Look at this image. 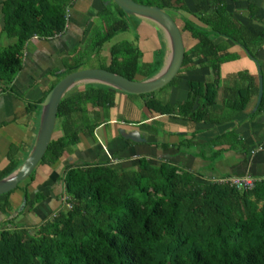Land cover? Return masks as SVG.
Segmentation results:
<instances>
[{"label": "trees", "instance_id": "trees-1", "mask_svg": "<svg viewBox=\"0 0 264 264\" xmlns=\"http://www.w3.org/2000/svg\"><path fill=\"white\" fill-rule=\"evenodd\" d=\"M132 1L167 11L181 37L188 33L196 40L184 50L180 72L183 68L194 69V61L204 59L199 65L210 68L216 76L210 82L188 81L186 98L179 103L161 101L156 91L137 95L143 98L147 110L177 115L192 123H218L239 113L255 90H236L237 99L225 101L229 111L225 115L215 116L208 109L215 103L221 64L235 59L219 57L222 49L209 36L232 41L251 60L255 54L246 43L248 32L234 20L223 1L210 2L209 13L198 19L202 27L187 20L185 15L190 11L184 0ZM72 4V0L0 3L3 33L14 38L13 44L0 47V82L8 84L18 74L22 50L30 38L51 39L65 31L66 9L71 10ZM101 6L83 42L67 57L66 70L59 71L50 89L65 75L81 68L105 69L138 81L152 78L162 68L161 49L150 63L144 64L138 48L128 41L112 44L108 63L104 64L101 48L126 31L128 19L135 17L126 15L112 2ZM249 9L253 12V5ZM177 80L179 76L158 91L174 86ZM115 92L105 85L81 84L60 99L52 139L37 166L13 190L0 194V213L5 215L0 224V264H264V179L255 181L250 189H237L203 182L197 174L167 161L153 164L139 157L128 167L110 164L109 159L70 163L58 178L69 207L58 208L37 226L28 228L15 223L21 211L11 209L13 191L23 192V205L42 201L44 196L39 191L31 200L33 188H29L37 168L50 167L68 155L80 141L81 133L96 140L94 128L107 121L115 105ZM39 101L25 100L27 108ZM261 105L262 98L257 109ZM152 129L156 131V127ZM191 141L179 143L188 146ZM197 154L204 159L202 150ZM216 154L213 152L209 159ZM6 158L0 178L20 165L12 146Z\"/></svg>", "mask_w": 264, "mask_h": 264}, {"label": "crops", "instance_id": "crops-1", "mask_svg": "<svg viewBox=\"0 0 264 264\" xmlns=\"http://www.w3.org/2000/svg\"><path fill=\"white\" fill-rule=\"evenodd\" d=\"M102 1L104 0H74L65 31L51 39L30 38L23 47L18 74L8 84L0 82V168L7 163L6 155L10 146L13 147V156L20 164L27 155L38 132L40 106L38 103L27 108L25 100H42L57 79L59 71L66 70L64 64L67 57L83 42L102 8ZM211 1L213 0H184L190 11V15H185L187 20L202 27L198 19L200 15L209 13ZM222 1L234 20L248 32L246 43L249 48L254 49L255 54L251 60L232 41L209 36L212 43L222 49L219 57L234 56L235 59L221 64L215 103L208 109L215 116L227 114L229 111L224 106L225 101L233 98L236 100V90L249 87L255 93L249 96L243 109L230 119L218 123H192L177 115L156 114L147 110L143 98L137 95L115 92V105L109 110L107 121L94 128L96 140L81 133L80 141L68 155L50 167L37 168L29 188H33L31 200L39 191L44 196L42 201L34 205L28 201L22 205L23 192L13 191L10 195L11 209L21 211V214H17L15 223L28 228L37 226L48 214L64 206L62 184L58 178L63 168L70 163L109 159L110 164L128 167L142 157L153 164L170 162L197 174L198 180L203 182L211 176L221 175L249 174L259 180L264 179V0ZM250 5L254 7L253 12L249 9ZM1 18L0 8V47H6L14 43V38L3 33ZM132 20L133 23H129V26L134 28L135 38L132 41L140 53V62L150 63L154 53L161 49L163 67L169 49L162 30L144 18L135 17ZM195 43L196 40L191 39L188 33L182 35L184 50L190 49ZM111 45L101 48L100 56L104 64L108 63V48ZM203 61L205 62L204 59L194 61V69L183 68L176 84L162 91L157 90L156 97L163 102L179 103L186 98L188 81L210 82L216 79L210 68L199 65ZM240 74L245 76L240 77ZM259 76L263 79L262 105L257 109ZM14 94L20 95L22 99ZM131 97H137L136 106H139L141 113H145L143 117L128 119L124 114L118 113V105L125 103L126 99L129 103H134ZM152 127H156V131ZM119 129L138 130L146 140L141 143L126 140L121 137ZM183 140L192 141L188 146H183L179 143ZM199 150H202L204 159L197 154ZM213 152L217 154L210 160ZM4 218L5 215L0 213V223Z\"/></svg>", "mask_w": 264, "mask_h": 264}, {"label": "water", "instance_id": "water-1", "mask_svg": "<svg viewBox=\"0 0 264 264\" xmlns=\"http://www.w3.org/2000/svg\"><path fill=\"white\" fill-rule=\"evenodd\" d=\"M109 2L118 6L126 15L144 18V20L154 23L162 30L169 49V54L163 67L152 78L142 81L129 80L119 74L99 68H81L58 80L39 102L40 115L37 127L38 132L30 150L20 165L6 176L0 178V194L13 190L37 166L49 141L52 139L58 103L73 87L81 84H100L117 92L140 95L162 89L179 75L182 68L184 48L181 34L171 15L159 7L138 4L132 0H109ZM257 69L260 71L258 65ZM262 81V77L259 76V80L257 81L256 105L261 98ZM119 133L122 138L131 140L132 142L141 143L146 140V137H143L138 130L126 131L125 129H119ZM24 201H22V205Z\"/></svg>", "mask_w": 264, "mask_h": 264}, {"label": "rangeland", "instance_id": "rangeland-1", "mask_svg": "<svg viewBox=\"0 0 264 264\" xmlns=\"http://www.w3.org/2000/svg\"><path fill=\"white\" fill-rule=\"evenodd\" d=\"M109 0H104L102 1V4L104 5L105 3L108 4ZM172 15L178 19L177 17V14L175 13H172ZM129 23H133V20L130 19V22ZM135 38V32H134V28L130 27L125 31V32H122L120 34H117L116 36H114L109 42L105 43L103 46L105 47L106 45H111V44H114L116 42H121V41H128V42H133L132 40ZM79 87V86H76V87H73L72 89H70L67 93H71V92H74L75 89ZM158 91H156L157 93ZM155 93V95H157ZM132 98V101H134V103H129L127 101V99L125 100V103L123 104H119L118 107H117V110H118V113L121 114H124L125 117H127L128 119H134L135 116H138V117H143L144 116V112H140L139 111V106L137 104V97H131ZM131 101V102H132ZM135 109V111H134ZM115 165V164H114ZM44 216V215H43ZM3 223V222H1ZM0 223V224H1Z\"/></svg>", "mask_w": 264, "mask_h": 264}, {"label": "built area", "instance_id": "built-area-1", "mask_svg": "<svg viewBox=\"0 0 264 264\" xmlns=\"http://www.w3.org/2000/svg\"><path fill=\"white\" fill-rule=\"evenodd\" d=\"M74 1V0H72ZM70 17V9H66V14H65V20L67 23V20ZM35 38L36 37H32ZM259 179L256 177H253L249 174H243V175H221V176H211L208 181L218 183V184H227L229 186H233L237 189H250L253 187V184L255 181H258ZM63 204L68 208L69 203H67V197L63 195L62 197Z\"/></svg>", "mask_w": 264, "mask_h": 264}]
</instances>
